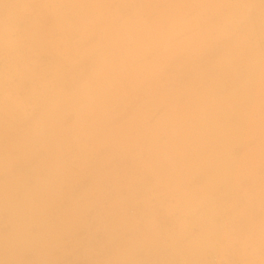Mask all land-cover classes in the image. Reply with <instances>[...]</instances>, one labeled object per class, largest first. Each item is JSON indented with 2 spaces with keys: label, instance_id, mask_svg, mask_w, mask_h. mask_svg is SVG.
<instances>
[{
  "label": "clouds",
  "instance_id": "1",
  "mask_svg": "<svg viewBox=\"0 0 264 264\" xmlns=\"http://www.w3.org/2000/svg\"><path fill=\"white\" fill-rule=\"evenodd\" d=\"M0 205L5 264H264V0H0Z\"/></svg>",
  "mask_w": 264,
  "mask_h": 264
},
{
  "label": "rangeland",
  "instance_id": "2",
  "mask_svg": "<svg viewBox=\"0 0 264 264\" xmlns=\"http://www.w3.org/2000/svg\"><path fill=\"white\" fill-rule=\"evenodd\" d=\"M7 220V214L0 205V264H5L9 260V257L2 251L4 237L8 231ZM50 222H54V220ZM41 230L39 227H33L34 232ZM85 239L86 234L83 231L64 234L57 230L47 241L50 248L47 256H43L39 251H34L26 253L20 259L22 264H42V261L45 260L47 264H106L112 259V253L102 247L95 255L84 254L79 246Z\"/></svg>",
  "mask_w": 264,
  "mask_h": 264
}]
</instances>
